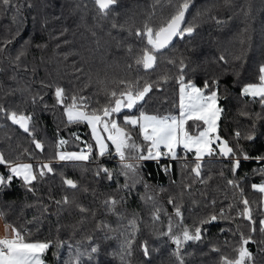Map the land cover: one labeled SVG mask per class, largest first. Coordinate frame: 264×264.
I'll return each mask as SVG.
<instances>
[{
	"label": "trees",
	"instance_id": "1",
	"mask_svg": "<svg viewBox=\"0 0 264 264\" xmlns=\"http://www.w3.org/2000/svg\"><path fill=\"white\" fill-rule=\"evenodd\" d=\"M263 64L264 0H0V221L38 264H264ZM180 85L213 92L209 148L152 158L122 118L175 119ZM68 108L124 142L97 153Z\"/></svg>",
	"mask_w": 264,
	"mask_h": 264
},
{
	"label": "crops",
	"instance_id": "2",
	"mask_svg": "<svg viewBox=\"0 0 264 264\" xmlns=\"http://www.w3.org/2000/svg\"><path fill=\"white\" fill-rule=\"evenodd\" d=\"M253 87L254 90L251 96L264 94V64L260 67V82L253 85ZM177 95L178 115L175 119L159 121L158 119H137L132 116H126L122 120L130 125H135L140 135L155 150L165 149L167 152H172L173 154L177 147H183L186 150L208 149L209 137L214 132L217 119L215 99L209 94L202 95L200 90L192 85H180ZM78 111L81 114V111L78 109L68 108L65 109L64 113L69 120L84 121L83 116L80 114L79 118H73V116L77 115ZM179 113H182L180 114L181 118H179ZM95 119L98 120L97 117ZM188 119H197L203 124L202 129L193 136H185L183 132V124ZM162 127H166L168 131L170 130V134L167 137L162 133ZM18 164L21 163H16L14 166H18ZM263 183L264 180L254 185L261 194L262 209H264V190L260 189V185L264 186ZM13 235L14 233L10 228L0 221V244H3V241L17 242L20 240V238L13 239Z\"/></svg>",
	"mask_w": 264,
	"mask_h": 264
},
{
	"label": "rangeland",
	"instance_id": "3",
	"mask_svg": "<svg viewBox=\"0 0 264 264\" xmlns=\"http://www.w3.org/2000/svg\"><path fill=\"white\" fill-rule=\"evenodd\" d=\"M145 60H146V64L150 63V58L148 56L146 57ZM253 90H254L253 85H247L242 88V93L251 95V93H253ZM209 95L214 98L213 92L210 93ZM79 114L80 113L78 111L77 115L73 116V118H79L80 117ZM180 114L182 113H179V118H181ZM80 115H82L84 118V122L87 126L89 136L93 142L95 151L97 153H102L106 150L107 148L106 138L108 137H112V136L117 137L120 145L124 142L122 137L123 133L118 127L114 125V120L108 123H101V125L99 126L97 120L95 119V116L87 115L84 114L83 112H81ZM107 115L108 114H106V116ZM162 128H163L162 133L164 134V136L167 137L168 134H170V130L168 131L166 127H162ZM182 149L184 148L182 147ZM158 150L159 149L157 150L153 149L152 158H157L159 155L163 157L167 156L168 158H172L174 155V153L172 154V152H167L165 149H163L161 152ZM184 150H186V148ZM85 157H86L85 152H68L64 155H60V158L65 160H80ZM10 170L13 173H15V175L21 177L23 180H28L31 178L30 166L28 163H21L18 164V166L13 165L10 167ZM254 188L256 189V187ZM260 189L264 190V186L260 185ZM261 225L264 226V218L261 220ZM3 242H4L3 244H0V264H38V253L43 248L42 244L29 243V242H24L22 240H19L17 242L15 241H3ZM2 248H6L7 253H3Z\"/></svg>",
	"mask_w": 264,
	"mask_h": 264
},
{
	"label": "water",
	"instance_id": "4",
	"mask_svg": "<svg viewBox=\"0 0 264 264\" xmlns=\"http://www.w3.org/2000/svg\"><path fill=\"white\" fill-rule=\"evenodd\" d=\"M182 23V16L178 15L175 18H173L169 24L161 30L157 34V40L159 46H166L171 43V41L174 39L176 33L178 32L180 25ZM107 144L113 148L114 150H117L118 148V140L113 137L106 138ZM1 156H0V164H2Z\"/></svg>",
	"mask_w": 264,
	"mask_h": 264
},
{
	"label": "built area",
	"instance_id": "5",
	"mask_svg": "<svg viewBox=\"0 0 264 264\" xmlns=\"http://www.w3.org/2000/svg\"><path fill=\"white\" fill-rule=\"evenodd\" d=\"M13 239H19V235L17 233H14ZM2 252L3 253H7V249L6 248H2Z\"/></svg>",
	"mask_w": 264,
	"mask_h": 264
}]
</instances>
